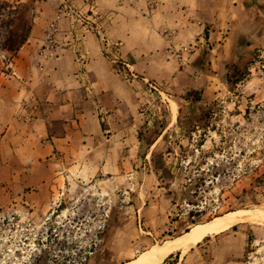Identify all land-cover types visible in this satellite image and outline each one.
Masks as SVG:
<instances>
[{
    "label": "rangeland",
    "instance_id": "374dc122",
    "mask_svg": "<svg viewBox=\"0 0 264 264\" xmlns=\"http://www.w3.org/2000/svg\"><path fill=\"white\" fill-rule=\"evenodd\" d=\"M20 1L53 58L76 44L74 29L96 27L84 5ZM240 6L255 18L245 30L232 24L233 51L203 41L170 49L87 148L38 162L28 145L0 138V264H264V7ZM113 50L117 74L126 66ZM14 56L0 52V75ZM31 167L45 175L27 178ZM216 218L222 227L182 246Z\"/></svg>",
    "mask_w": 264,
    "mask_h": 264
},
{
    "label": "crops",
    "instance_id": "0c3cea01",
    "mask_svg": "<svg viewBox=\"0 0 264 264\" xmlns=\"http://www.w3.org/2000/svg\"><path fill=\"white\" fill-rule=\"evenodd\" d=\"M69 1L84 5L96 27L74 29L76 44L60 49L63 53L55 58L36 42L42 40L35 37L34 28L13 58V71L0 75V126L4 129L0 138L22 148V143L28 145L38 162L43 156L64 155L78 142L81 149L87 148L110 131L105 118L111 119L113 110L133 96L131 87L140 74L143 80L152 75L148 71L153 63L169 64L170 49L203 41L233 51L232 24L249 28L255 18L242 10V0H232V5L229 0H62ZM259 2L264 7V0ZM112 48L125 60L124 71L117 74L113 73L117 60L108 59L114 57L108 54ZM157 54L164 55L161 61ZM105 110L108 115L103 116ZM30 154L14 160L25 163L31 160ZM19 166L14 165L15 170H21ZM35 171L28 168L27 178L39 180L45 175L42 168L40 176Z\"/></svg>",
    "mask_w": 264,
    "mask_h": 264
},
{
    "label": "trees",
    "instance_id": "16d2710c",
    "mask_svg": "<svg viewBox=\"0 0 264 264\" xmlns=\"http://www.w3.org/2000/svg\"><path fill=\"white\" fill-rule=\"evenodd\" d=\"M31 8L20 0H0V52L16 54L30 38L34 24ZM236 229L237 225L232 227Z\"/></svg>",
    "mask_w": 264,
    "mask_h": 264
},
{
    "label": "bare ground",
    "instance_id": "6f19581e",
    "mask_svg": "<svg viewBox=\"0 0 264 264\" xmlns=\"http://www.w3.org/2000/svg\"><path fill=\"white\" fill-rule=\"evenodd\" d=\"M217 221L218 218L214 219L209 224L195 226L191 231L187 232L186 236H184L183 239L181 240L182 246L185 248L193 247L207 234V232L214 230L216 228H220L224 225L223 222L218 223ZM167 248H169L168 244L160 247L162 251L163 250L165 251ZM136 264H140V263H136Z\"/></svg>",
    "mask_w": 264,
    "mask_h": 264
}]
</instances>
